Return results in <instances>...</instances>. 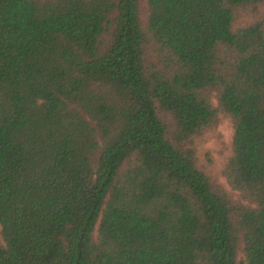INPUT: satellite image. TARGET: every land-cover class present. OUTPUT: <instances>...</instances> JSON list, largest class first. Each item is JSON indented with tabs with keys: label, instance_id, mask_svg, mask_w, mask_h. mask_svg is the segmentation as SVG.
Instances as JSON below:
<instances>
[{
	"label": "trees",
	"instance_id": "obj_1",
	"mask_svg": "<svg viewBox=\"0 0 264 264\" xmlns=\"http://www.w3.org/2000/svg\"><path fill=\"white\" fill-rule=\"evenodd\" d=\"M261 3L0 0V264H264Z\"/></svg>",
	"mask_w": 264,
	"mask_h": 264
},
{
	"label": "rangeland",
	"instance_id": "obj_2",
	"mask_svg": "<svg viewBox=\"0 0 264 264\" xmlns=\"http://www.w3.org/2000/svg\"><path fill=\"white\" fill-rule=\"evenodd\" d=\"M145 11L146 2L141 1L140 15L144 16ZM238 14V21L254 20L264 15V3L259 4L256 11L240 9ZM220 118L216 130L207 129L202 135L196 138V152L199 162L208 169L209 173L215 177L219 183L223 184L227 189H230L225 182V178L221 174V169L224 165L226 156L230 153L232 126L229 118L223 116H220Z\"/></svg>",
	"mask_w": 264,
	"mask_h": 264
}]
</instances>
